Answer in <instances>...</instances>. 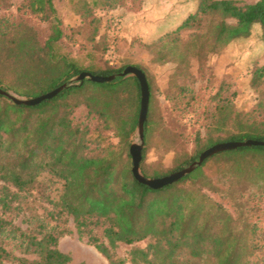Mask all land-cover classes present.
Segmentation results:
<instances>
[{"label": "trees", "instance_id": "obj_1", "mask_svg": "<svg viewBox=\"0 0 264 264\" xmlns=\"http://www.w3.org/2000/svg\"><path fill=\"white\" fill-rule=\"evenodd\" d=\"M55 1L24 0L22 5L50 23L45 39L23 21L0 19L2 88L30 98L83 71L110 76L129 65L141 69L150 91L141 169L152 178L184 168L215 144L264 140V65L252 72L251 87L259 92L256 107L251 112L237 109L235 93L224 94L220 87L212 96L214 109L206 113L205 134L197 131L188 151L181 134L168 129L156 112L147 70L103 61L99 52L107 47L97 39L99 31L89 37L95 45L88 63L59 51L65 33ZM118 1L103 0L102 5L113 8ZM82 3L85 20L92 6L88 0ZM255 26L264 41V0H198L195 11L147 44L155 62L175 63L173 77L183 79L193 62L203 66L231 43L249 38ZM184 30L192 31L187 39L181 35ZM195 99L186 82L170 95L175 105L184 103V110ZM141 101L136 76L110 82L86 79L34 106L0 94V237L16 243L22 253L36 255L16 256L0 242V264H89L73 263L60 250L53 227L41 223L34 233L5 218L21 208L22 193L35 190L53 206L52 218L72 216L78 233L88 237L108 264H264V146L219 152L178 181L153 189L132 172L130 145ZM151 149L174 151L172 168L147 163ZM142 241H148L145 247L135 245ZM121 243L134 245L128 257L116 254Z\"/></svg>", "mask_w": 264, "mask_h": 264}, {"label": "rangeland", "instance_id": "obj_2", "mask_svg": "<svg viewBox=\"0 0 264 264\" xmlns=\"http://www.w3.org/2000/svg\"><path fill=\"white\" fill-rule=\"evenodd\" d=\"M83 1H55L56 15L65 33L59 42V51L88 63V53L93 51L95 45L89 37L93 31H99L97 39L107 47L104 53L102 50L99 52L103 61L116 68L128 63L139 64L147 70L157 101L156 112L168 129L181 134V140L185 142L188 151L194 146L196 132L200 130L205 134V126L208 123L205 119L206 113L214 109L212 96L220 87L226 91L224 94L235 93L237 109L251 112L256 107L259 92L251 87L252 72L256 66L264 65V41L261 39L259 26L254 27L249 38L231 43L220 54L211 56L203 66L193 62L189 72L183 77L184 80L175 79L173 73L177 65L173 62H155L154 53L147 43L175 28L195 11L198 0H119L113 8H105L102 5L103 0H96V4H93V0H88L92 6V15L85 20L81 17ZM240 1L252 3L257 0ZM23 3L24 0H0V19L4 18L10 23L23 21L41 31L45 39L52 26L40 16L22 8ZM191 32L184 30L181 35L187 39ZM182 81L192 87L196 98L186 110L183 102L175 105L170 100L175 86L183 83ZM6 90L25 97L12 89ZM137 140L138 135L135 132L132 142ZM174 157V151L163 153L161 150L151 149L147 163H162L165 167L172 168ZM252 187L254 188L251 190L257 188ZM21 196V208L5 214V218L15 226L38 233L41 223H44L47 228L53 227L59 234L58 247L71 256L73 263L108 264L107 258L89 242L88 237L78 233L72 216L63 214L56 216V219L52 218L49 212L54 210L53 206L36 190L22 193ZM216 197L219 198L217 195ZM260 226L264 233V221ZM0 242L16 256L29 259L36 257L34 254L22 253L16 243L9 239L0 237ZM147 242L142 241L135 245L145 247ZM133 246L121 243L116 249V254L128 257V252Z\"/></svg>", "mask_w": 264, "mask_h": 264}, {"label": "water", "instance_id": "obj_3", "mask_svg": "<svg viewBox=\"0 0 264 264\" xmlns=\"http://www.w3.org/2000/svg\"><path fill=\"white\" fill-rule=\"evenodd\" d=\"M128 77V76H136L140 83L142 88V101H141V110H140V116H139V124L136 129L138 140L135 142H132L130 145V153L132 155V172L135 178L143 183L146 184L153 189H160L163 188L169 184H172L185 175L193 172L195 169H197L199 166L202 165V163L208 158L211 157L219 152L232 150V149H238L240 147H246V146H264V140H255V139H247L243 141H228V142H222L213 145L212 147L206 149L202 154L199 156V158L194 161L193 163L189 164L188 166L175 171L169 175L158 177V178H152L147 177L143 174L141 169V161L143 159V150L145 147V128L144 124L147 119V113L149 108V101H150V91H149V85L146 78V74L139 68L129 65L127 66L123 71L120 73L110 75V76H104V75H96L92 74L87 71H83L79 75H76L72 79H69L59 87L44 93L42 95L36 96V97H20L16 95L15 93L8 91L0 86V94L4 95L8 99H10L12 102L16 104H24V105H37L41 103L44 100L51 99L54 96H56L61 91L74 86V85H80L84 80H91L95 82H110L114 80L117 77Z\"/></svg>", "mask_w": 264, "mask_h": 264}]
</instances>
